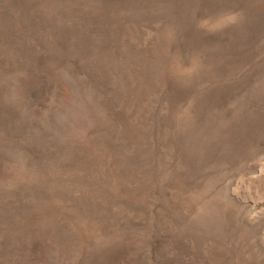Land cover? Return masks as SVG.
I'll return each instance as SVG.
<instances>
[{"label": "rangeland", "instance_id": "obj_1", "mask_svg": "<svg viewBox=\"0 0 264 264\" xmlns=\"http://www.w3.org/2000/svg\"><path fill=\"white\" fill-rule=\"evenodd\" d=\"M0 264H264V0H0Z\"/></svg>", "mask_w": 264, "mask_h": 264}]
</instances>
